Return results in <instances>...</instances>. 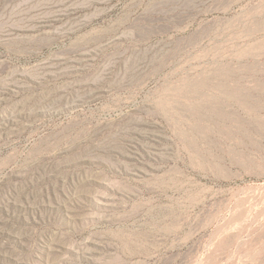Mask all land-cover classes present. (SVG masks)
I'll use <instances>...</instances> for the list:
<instances>
[{"label": "rangeland", "instance_id": "obj_1", "mask_svg": "<svg viewBox=\"0 0 264 264\" xmlns=\"http://www.w3.org/2000/svg\"><path fill=\"white\" fill-rule=\"evenodd\" d=\"M0 264H264V0H0Z\"/></svg>", "mask_w": 264, "mask_h": 264}, {"label": "bare ground", "instance_id": "obj_2", "mask_svg": "<svg viewBox=\"0 0 264 264\" xmlns=\"http://www.w3.org/2000/svg\"><path fill=\"white\" fill-rule=\"evenodd\" d=\"M238 101H239V105L241 107L247 108L250 104L249 101H247V100L246 101L245 100H238ZM201 107L202 106L198 105V106H196V109H200ZM207 107L210 108V110L212 109L211 110L212 112L222 114L225 112L224 108H226V105H224V103H222V102H211ZM249 108H250V106H249ZM249 113L252 114L253 111H249ZM256 121L261 123V121H259V120H256Z\"/></svg>", "mask_w": 264, "mask_h": 264}]
</instances>
